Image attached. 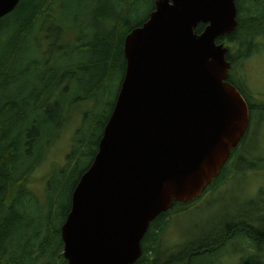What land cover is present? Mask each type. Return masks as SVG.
<instances>
[{"label": "water", "instance_id": "1", "mask_svg": "<svg viewBox=\"0 0 264 264\" xmlns=\"http://www.w3.org/2000/svg\"><path fill=\"white\" fill-rule=\"evenodd\" d=\"M19 2L0 0V18ZM154 3L125 37L112 111L71 193L60 227L66 264H134L150 222L199 196L248 127L216 42L236 28L235 0Z\"/></svg>", "mask_w": 264, "mask_h": 264}, {"label": "trees", "instance_id": "2", "mask_svg": "<svg viewBox=\"0 0 264 264\" xmlns=\"http://www.w3.org/2000/svg\"><path fill=\"white\" fill-rule=\"evenodd\" d=\"M119 1L21 0L14 10L0 19V264H25L22 256L9 253L10 244L14 239L16 242L15 248L19 247L25 253L31 255L35 260V264H49L47 263L48 257L52 260V264L58 261V253L63 243L61 237L58 238V233L61 235L60 229L59 232L52 231L50 235L47 234L46 229L47 224L50 227L51 218L54 215L49 212L47 220L45 217V222L40 217H37V222L32 218L35 221L36 228L33 232L23 233L31 218H28L25 210L20 209V194L37 197V194L33 192L36 189L34 188L35 185L38 186V194L41 193V184L48 185L47 189H49L48 174L53 169L59 168L58 173L64 179L77 166L78 157L82 155V152L92 148L94 149L93 156L95 155L99 138L113 108L114 100L125 72V37L133 27L139 26L147 19L149 12L154 9L155 5V0ZM235 3L238 14L237 27L232 32L218 37L216 42L219 43L225 39L235 42L237 46L239 43V46L245 52L250 45V38L264 33L253 31L248 24L250 20L242 19L240 10L242 0H235ZM139 5L141 6L140 8ZM76 10H79L85 27L79 31L76 37L72 38L71 25L75 21ZM252 20L256 23L259 22V18ZM204 26L202 23L197 24L195 28L197 34L203 30ZM243 28L244 30L241 33L240 31ZM32 35L37 43V45L33 46L37 49V52L34 50V56L31 55L30 46ZM94 36H96V39L94 42H90L91 40L93 41ZM86 42L87 47L90 44V48H85ZM49 44H51L52 49L57 51L58 57H49L48 54L52 50H46ZM71 48L74 51L84 52L85 57H87L83 60L73 57L74 62L71 64L68 59L70 58ZM249 51L250 54L256 52L253 48H250ZM41 54H43V57ZM39 55L41 58L38 57ZM240 56H242L241 53ZM228 58L232 61L230 57ZM239 59L237 58V60ZM54 60L58 63L57 66H53ZM235 64L237 67L241 62ZM47 65L53 66V68L43 69V66ZM40 68L42 73L38 75ZM75 69H80L82 72L73 81L75 88L72 99L73 109H71L69 103L59 124L61 131L58 134V138L52 143L49 150L51 142L48 141L46 143L48 153H44L42 146L34 149V144L40 136L37 126L41 125L36 123L37 119L41 118L38 115L39 112L56 122L59 100L61 96L64 97L66 95V93L63 95L62 93L65 90L67 91L70 84L66 83V79L71 78ZM241 75V72L235 71L233 63L227 79L242 94L245 90L249 95L248 88L244 89ZM51 94L53 95L52 99L50 97ZM68 96L70 98V93ZM49 103H54V106L50 107ZM249 109L251 119V115L254 116L255 111H262L261 113L264 114V100L256 106L249 105ZM30 117L33 118L29 122L27 118ZM42 122L44 128L49 126L47 120L42 119ZM83 125L100 129L99 137L95 143H90V147L85 143V141L88 143V140H78V132ZM75 132L77 135L74 142L76 143L72 144L71 150L66 156L65 164H58L57 167L50 165L45 170L43 168L45 161L43 162V160L48 158L49 153L51 154L52 147L62 139L66 141L72 138ZM245 135L246 133L241 138L242 141ZM241 140L238 145L242 143ZM24 144H26L25 147ZM80 144L83 146L82 150ZM236 148L237 146L231 149L229 157L221 167L218 175L204 187L198 197L188 202L174 201L167 211L160 213L150 222L142 239V254L135 264H149L150 255H156L152 251V246H156L155 243L162 238L163 230L172 215L182 212L195 204L208 189L210 191L216 189L217 185L224 180L219 179L223 174L226 176L228 173L229 169L226 165L230 163L228 161L237 152ZM28 160L32 161L31 165L24 170V161ZM242 160L245 162L244 159ZM242 160L240 161L242 162ZM16 161L18 163L14 165ZM41 161L43 163L38 164ZM37 165H42L39 168L41 171L34 169ZM243 165L255 169L258 168L256 165L249 166L248 163H243ZM33 171L38 176L31 179L30 175ZM42 172H44L43 176L45 178L41 182L36 183V181H33L38 180L39 174ZM80 175H77L73 184L70 183L69 205L67 210H65V216L69 212L71 193ZM232 175L229 172L225 179ZM62 187L63 185H60L59 193H61ZM25 188L28 191L24 190ZM15 193L17 194L16 197H14ZM59 193L54 194L52 197H47L49 211L53 213L57 208ZM253 230H256L253 226L245 222H238L227 230L229 233L224 234L223 238L227 240L229 236L235 234L243 236L241 232H244L246 238L248 236L250 238L253 237L257 244H261L264 241V234H259L258 231L254 232ZM27 235H31L32 238L25 239ZM33 239L36 241H33ZM223 243L201 244L190 250L184 257L165 256V260H168L166 264H194V256L215 255V249ZM210 245L217 246L211 247ZM242 263L264 264V259H259L256 254H251L247 260L244 257ZM62 264H66L65 260H63ZM207 264L209 263L207 262Z\"/></svg>", "mask_w": 264, "mask_h": 264}, {"label": "rangeland", "instance_id": "3", "mask_svg": "<svg viewBox=\"0 0 264 264\" xmlns=\"http://www.w3.org/2000/svg\"><path fill=\"white\" fill-rule=\"evenodd\" d=\"M113 2H120L119 0H111ZM141 6L139 5V8ZM144 10V9H143ZM241 15L243 20H250L249 26L253 31H259L264 33V0H242V7L240 6ZM249 18V19H248ZM259 18V22H255L252 19ZM75 21L71 25V32L73 33L72 38L76 37L81 29L85 27L82 21V16L79 10H76L74 15ZM244 28L241 29V33ZM43 31V30H42ZM80 38V37H79ZM96 39L94 36L93 41ZM250 45L243 52V49L235 44V42H227L229 48V56L234 63V69L237 72H241L242 81L244 89L248 88L249 95L246 91H243V96L247 100L249 105H257L264 100V34L250 38ZM89 42V43H90ZM49 43V40H48ZM37 45L33 35L31 36L30 46L31 55L34 56L37 49L33 47ZM85 48H90V44L87 47V42L85 43ZM253 48L256 51L250 54L249 49ZM52 46L46 50H51ZM35 50V51H34ZM240 53L242 56H240ZM43 54H41L42 56ZM49 57H58L57 51L52 49L48 54ZM39 55L38 57L41 58ZM71 64H73V57L80 59H85L84 52L74 51L71 48L69 53ZM43 57V56H42ZM237 58H240L237 60ZM237 60V61H236ZM241 64L237 65L235 63ZM58 63L54 60V65L57 66ZM53 66L47 65L43 66V69H52ZM49 67V68H48ZM67 68V67H65ZM238 69V70H237ZM234 71V70H233ZM82 70H73L71 78L66 79V83L69 84L67 91L65 90L59 100V109L56 114V122L47 118L46 115H42L39 112L41 118L37 119V122L41 126H37L40 131V136L34 144V149L38 146L44 148V153H48V150L52 146V143L58 138V134L61 131V126H59L61 119L64 117V111H66L68 104L70 103L71 109H73L72 99L74 97L75 88L73 81L76 80L81 74ZM42 73L38 72V75ZM9 89V87H8ZM70 93V98H69ZM114 96V94H113ZM51 99L53 95L51 94ZM50 107L54 106V103L48 104ZM47 111V107H46ZM262 111H255L254 116L251 115L252 119L249 123L248 130L242 143L237 145V152L232 156L231 160L228 161L226 166L229 169L226 176L223 174L219 180H223L217 185V188L210 191L208 189L204 195H202L195 204L186 208L182 212H177L172 215L167 223L166 228L163 230V235L160 241L156 242V246L153 245V252L156 255H150L148 259L149 264H166L168 260H165V256L178 257L186 256L190 250L195 249L201 244L218 243L224 242L218 248L215 249V255H197L193 257L194 264H244L242 263L244 257L245 260L251 255L256 254L259 259H264V241L261 244H257L254 238L249 236L246 238L244 232H241L243 236L231 235L225 240L223 238L224 234H228L227 231L235 223L245 222L250 226H253L258 231L259 234H264V114ZM33 117L27 118V121H31ZM42 119L49 122V126L44 128L42 126ZM29 121V122H30ZM57 133V135H55ZM100 129L98 127H92L83 125L80 127L78 132V140H88L86 143L90 147V143H95L99 137ZM76 132L74 136L68 140H60L59 143L52 147L51 154L49 153L48 158L44 159L43 168L47 170L50 165L58 166V164H65L66 156L69 154L72 144L76 138ZM64 138V137H63ZM50 141L48 150H46V143ZM26 144H24V147ZM81 150L83 148L80 144ZM94 149L88 148L86 151L82 152V155L78 157V164L73 171H70L66 178H62L61 174L58 173V169H53L49 174V189L48 185H40V192H38V186L35 185L32 189L37 197H31L20 194V206L22 210H25L28 218H31L29 224L24 228L23 233H30L36 228L34 218L37 222V217H40L42 221L45 222V217L47 220V214L50 212L54 215L51 218V225L47 224V234L50 235L52 231H58L61 227V223L65 216V210L68 208V201L70 198V183L76 179L77 175H80L81 171L85 169L93 157ZM45 154V155H46ZM244 159L245 162L242 160ZM242 160V162L240 161ZM31 160L24 161V170L31 165ZM42 161L38 164L43 163ZM18 161L15 162L16 165ZM243 163H248L249 166L256 165L258 168H252L244 166ZM258 164V165H257ZM42 165H37L34 169H39ZM229 172L233 175L225 179ZM38 180H33L41 182L45 177L44 172L39 174ZM37 173L30 175V178L37 177ZM68 181V183H67ZM53 185V187H52ZM60 185L61 193H59ZM24 190H27L26 188ZM28 191V190H27ZM59 193V200L57 203V208L54 213L49 211V204L47 197H52L54 194ZM17 194H14L16 197ZM179 208V207H178ZM176 208V209H178ZM58 212V213H57ZM263 236V235H262ZM261 236V237H262ZM31 239V235L25 237ZM58 238L60 235L58 233ZM33 241H36L33 239ZM11 248L9 253L11 255H19L24 259L25 264H35V260L28 255L19 247L15 248V239L10 244ZM211 247H216L217 245H210ZM58 261L55 264H62V246L60 247L58 253ZM245 262V261H244ZM47 263L52 264L50 257L47 258Z\"/></svg>", "mask_w": 264, "mask_h": 264}, {"label": "flooded vegetation", "instance_id": "4", "mask_svg": "<svg viewBox=\"0 0 264 264\" xmlns=\"http://www.w3.org/2000/svg\"><path fill=\"white\" fill-rule=\"evenodd\" d=\"M237 18H238V14H236V20H237ZM236 27H237V26H236ZM228 55H229V54H227V57H226V58H227V60H230V59L228 58ZM230 62H231V60H230ZM190 201H191V200H190ZM187 202H188V201H187Z\"/></svg>", "mask_w": 264, "mask_h": 264}, {"label": "bare ground", "instance_id": "5", "mask_svg": "<svg viewBox=\"0 0 264 264\" xmlns=\"http://www.w3.org/2000/svg\"><path fill=\"white\" fill-rule=\"evenodd\" d=\"M198 197V196H197ZM194 199V198H193ZM172 206V205H171Z\"/></svg>", "mask_w": 264, "mask_h": 264}]
</instances>
